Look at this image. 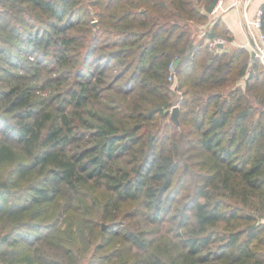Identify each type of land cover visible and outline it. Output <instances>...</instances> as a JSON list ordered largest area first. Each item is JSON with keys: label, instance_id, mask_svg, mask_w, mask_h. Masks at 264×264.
Listing matches in <instances>:
<instances>
[{"label": "trees", "instance_id": "1", "mask_svg": "<svg viewBox=\"0 0 264 264\" xmlns=\"http://www.w3.org/2000/svg\"><path fill=\"white\" fill-rule=\"evenodd\" d=\"M217 3L3 0L0 264H264V64Z\"/></svg>", "mask_w": 264, "mask_h": 264}, {"label": "built area", "instance_id": "2", "mask_svg": "<svg viewBox=\"0 0 264 264\" xmlns=\"http://www.w3.org/2000/svg\"><path fill=\"white\" fill-rule=\"evenodd\" d=\"M238 3V0L234 2V6ZM242 4V24L244 26L248 41L246 45L250 49L251 53H255V57L259 58L264 64V30H263V17L262 8L259 6L256 8L253 14H250V8L254 3V0H239ZM225 0H218V3L211 11L212 15H217L220 11H223ZM226 39L218 37L209 41L210 48H216L220 44H224ZM170 79L175 78V67L172 63L170 65Z\"/></svg>", "mask_w": 264, "mask_h": 264}, {"label": "crops", "instance_id": "3", "mask_svg": "<svg viewBox=\"0 0 264 264\" xmlns=\"http://www.w3.org/2000/svg\"><path fill=\"white\" fill-rule=\"evenodd\" d=\"M234 2L236 0H225L224 10L218 13V16L223 19L227 27L231 30L234 40L232 42L227 43V46L230 48L237 47V46H245L248 41V37L246 35L244 26L241 22L242 20V4L238 3L234 6ZM264 0H254L250 8V14H253L256 8L261 6ZM249 49V48H248Z\"/></svg>", "mask_w": 264, "mask_h": 264}, {"label": "water", "instance_id": "4", "mask_svg": "<svg viewBox=\"0 0 264 264\" xmlns=\"http://www.w3.org/2000/svg\"><path fill=\"white\" fill-rule=\"evenodd\" d=\"M2 2H3V0H0V4ZM220 45L222 46L223 44H220ZM252 57L255 58V53H252ZM172 110H173L172 115H171L172 116V120L174 121V123L176 125H180V121H179V114H180L179 106L175 105ZM103 227L105 228L106 225H103Z\"/></svg>", "mask_w": 264, "mask_h": 264}, {"label": "rangeland", "instance_id": "5", "mask_svg": "<svg viewBox=\"0 0 264 264\" xmlns=\"http://www.w3.org/2000/svg\"><path fill=\"white\" fill-rule=\"evenodd\" d=\"M174 87H175V94H176V96H175V100L176 101H178V99L180 98V93L178 92V91H176V83H174ZM179 106V105H178ZM174 107V106H173ZM173 107H171L169 110H168V112H169V115H168V119L172 122V112H173ZM104 225H106V224H104Z\"/></svg>", "mask_w": 264, "mask_h": 264}]
</instances>
